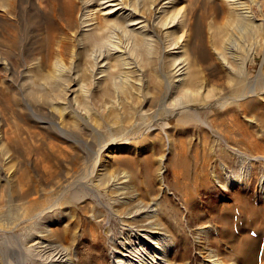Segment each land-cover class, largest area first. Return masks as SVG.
Wrapping results in <instances>:
<instances>
[{
	"label": "bare ground",
	"instance_id": "obj_1",
	"mask_svg": "<svg viewBox=\"0 0 264 264\" xmlns=\"http://www.w3.org/2000/svg\"><path fill=\"white\" fill-rule=\"evenodd\" d=\"M130 1L0 0V84L16 98L17 107L14 110L8 101L3 102V97L0 98V217L5 225L20 217L31 226V230L27 231L20 243L15 241V244L4 247L6 254H3L2 264H84V258L76 249L79 245H75L84 238L85 232L95 240L100 236L97 227L102 225L110 264H174L172 251L177 244L174 240L176 224H169L168 221L166 224L160 201L151 197L149 188L142 187L136 180L137 174L128 169L130 161L124 158L115 160L112 159L113 155L110 156L114 148L128 144L126 139L108 140L106 143H100L97 149L89 146L88 141L84 139L85 134L93 137L101 136L103 132L96 126L95 121L93 122L92 114L93 117H100L108 103L102 101L99 105L94 104L91 92L104 81L107 85L111 84L116 96L123 92L124 86H129L132 77H129L130 73L136 72L138 78L135 76L136 79L131 80V85H134L136 93L142 99L140 117L153 112L156 107L163 108L171 116H178V122H192L214 132L225 143L219 156L214 158L231 164L228 172L225 170L227 174L225 173L224 184L221 185L224 188L248 183L247 176L251 175L250 167L253 162L264 160L263 155L253 153L261 146L260 140L256 137L248 140L247 125L250 127L254 122L264 125L263 64L253 77L248 74L244 60H236L235 68L225 65L229 75L227 85H207L208 77L203 76L201 79L199 73L202 71L199 72L200 68L196 67L199 63L197 58L202 62L206 58L212 59V54L216 51L206 36L211 29L216 31L217 38L221 40L217 39L216 42L221 43L225 40L224 37L234 33L233 31L241 35L242 31L251 33L246 29H250L255 20H259L256 26L261 25L264 29V0H208L211 20L207 21V24H204L206 19L201 20V32L197 41L203 50L200 49L198 56L194 55L192 44L196 24L188 7L184 4L179 6L183 0H147L148 6H143L142 10L141 6H138L140 0ZM253 6H257L262 12L261 19H256L252 12ZM51 10L53 13H48ZM22 11L28 14V19L34 17L35 25L40 26L39 30L43 31L41 42L37 45L38 54L36 53L37 56L32 62L36 71L34 74L27 70L24 48L17 53L19 62L15 63L11 57L13 48L11 45L4 46L8 42L14 43L12 38L16 33L12 34V28L15 27V22H18V15ZM46 13L50 15L49 21L41 16ZM56 13L59 14L58 19L54 17ZM51 19L56 28H52L54 23ZM155 22L164 30V39H160L156 33ZM16 24L18 26V23ZM223 33H226L224 37ZM115 35L117 41L113 39ZM227 38L230 39L229 36ZM136 41L141 42L142 48L145 49L155 41L162 53H168L167 57H162V54L157 56L155 71L158 78L154 85L159 82L158 92L151 90V85L148 88L142 76L144 74L140 72L141 68L134 64L132 52L135 50L129 51L128 45ZM226 43L229 45V40H226ZM84 44L86 47L88 45L87 49L90 50L86 52L89 54L90 64L86 67L88 70H84L88 71V80L85 82L79 77V70H76V49L84 48ZM137 57L139 59L141 56ZM228 58L226 60H229ZM141 60L146 59L144 57ZM208 61L206 62L209 63ZM151 63L153 65V62ZM156 64L154 62V65ZM41 68L42 71L48 70L45 74H38ZM115 100L111 103L114 104ZM118 100L116 101H121ZM5 103L6 107L11 109L12 121L15 124V130L12 132L4 127L2 121ZM216 109L220 111L216 112ZM19 121L29 125L35 123L51 130L56 140H60L59 143L72 144L70 151L73 155L58 144V158L61 156L62 159H58L56 171L50 169L48 161L31 158V154L36 153L38 147L28 144L32 141L27 137H21ZM26 126L24 128L28 127ZM107 149L112 151L109 150L103 155L102 152ZM182 152L184 153L183 149ZM39 154L42 155L41 152ZM60 161H63V166ZM220 168L226 169L224 164H221ZM212 176L215 183L223 181L215 174ZM261 177L258 181L259 187L264 190V175ZM62 184L65 185L62 196H57L47 204L45 199L54 195L55 190ZM223 220L220 219L218 225L215 224L217 232H214L208 241L217 247L218 243L224 241L228 254L222 260L213 259L211 256L207 259L208 263L227 264V259L231 258L235 264H264L263 251L258 263L253 257H248V238L236 235L238 241L235 242L230 238L231 234H226L225 229L228 227ZM63 240L71 245H64ZM11 254H17L16 262L8 261Z\"/></svg>",
	"mask_w": 264,
	"mask_h": 264
},
{
	"label": "rangeland",
	"instance_id": "obj_2",
	"mask_svg": "<svg viewBox=\"0 0 264 264\" xmlns=\"http://www.w3.org/2000/svg\"><path fill=\"white\" fill-rule=\"evenodd\" d=\"M133 1L134 0H131L130 2ZM207 1L208 0H183L182 3L179 4V6H183L184 4L186 7H188V10L191 11L190 13L194 14H192V16L194 17L193 21L194 24H196V28H194L192 44L194 46V55L197 54V56L200 49H202L199 41H197L199 40L198 36H200L201 32V20L206 19L204 21V24H207L211 20ZM161 3H163V1H161ZM201 4H203L205 8L202 7ZM138 6H141L140 10H142L144 9V7L148 6V1L145 0V2H143L140 0ZM51 12L52 10L48 13ZM252 12L256 16V19H261L263 17L262 12L257 8V6H253ZM42 15L45 17H43L45 20L47 19L46 21H49V14L46 13L41 14V16ZM58 16L59 14L57 15V13L56 15H54L56 19H58ZM31 18H33L32 21ZM34 19V17H29L28 19V14L26 12H20L17 18L18 22H15V27L12 28V34L16 33L12 38V40L14 39L15 41L13 40L14 43L8 42L6 45H4H11V47L13 48V54L11 53V57L15 63L19 62L18 57H16L17 53L21 52V50H23L24 48L25 57H27L25 58L27 59V70H30L29 72H33V74L36 73V71L32 66V62L33 58L38 54V46L42 38L41 33H43L42 30H39L41 29L40 26L35 25ZM50 21L53 22L52 19ZM16 23H18V26H16ZM53 23H51L53 24L52 28H56L55 22ZM254 23L255 24H252L253 26H251V28L253 27L252 29H256H246L247 31L251 32H248L250 35L247 36L248 33L246 32H244L246 33L244 35L243 31V36L241 35V33L236 31H233L235 33H232L233 35L230 32H228L230 33L229 35L223 33L222 36L224 37L226 35V38L224 37L225 42L223 41L222 43L220 42L221 40L217 38L216 31L211 29L207 33L206 36L208 37V40H210V45L216 49V53L214 52L212 54V59L206 58V60L203 62L200 58H197V63H199L196 64V67L198 66L197 68L201 69H198L199 72L202 71L201 73H199L200 78L203 79L204 77H208L207 80L209 79V83L206 82L207 85H210L212 83L227 85L229 75L227 69L225 68V65L235 68L236 62L239 61V59L245 61L247 72L252 77L253 75H257L258 70L260 69V66L262 64V67L264 69V29L260 27L261 25L256 26V24L259 23V20H255ZM154 27L156 29V33L159 34L160 39H164V30L156 25V22L154 23ZM236 34H238L239 36ZM227 36H229L230 39H228ZM231 36L234 40L231 38ZM245 36L247 38H245ZM113 39L116 41L118 40L116 38V35L115 37H113ZM217 39L220 41L216 42ZM240 39L243 42H241ZM226 40H229V45L226 43ZM238 41L241 44H239ZM215 43H218L219 45ZM131 45L133 48L131 47ZM128 46H130L129 51L132 52V50H135L133 51L134 54L132 52V58L135 59L134 64L141 68L140 72L144 74L142 76L144 80H146V82H144L146 83L148 88L149 85H151V90H155L156 92H158V90L160 89V86L158 87L159 82L158 85H154V83H156V78H158L157 72L155 71V67H157L156 62L158 61L157 59L160 54H162V57H167L168 53H162L160 51L159 44L155 41L149 48L146 49L142 48V43H138L137 41L130 43ZM87 47L84 44V48L78 47L76 49L78 53L76 70H79V77H82L84 79V82L88 80V75H86V72L88 74L87 68L89 66L88 64H90V59L88 57L89 54H87L88 51L90 52V50H88L89 47L88 49ZM138 48H142L143 52L141 49L138 50ZM147 50H150V52H148ZM196 50H198V52ZM79 51L82 52L80 53ZM140 51L142 52V54ZM225 52H227L228 54H225ZM233 53L234 55L232 56ZM250 54L251 56L249 57ZM138 55L141 56L139 59H137ZM148 56L151 59L148 58ZM154 56L156 57L154 58ZM213 56H215L216 58ZM144 57L146 60H141V58L144 59ZM230 57L232 58V60ZM227 58L229 60H226ZM211 60H213V62ZM206 61H208L209 63H207ZM151 62H153V65ZM154 62L156 65H154ZM86 64L87 66H85ZM85 69H87L86 72L84 71ZM47 70L48 69L42 71L41 68L39 71H37L38 74H45ZM80 72H82L83 75ZM130 76L132 77L130 78L129 86H124L122 90L123 92L121 91L125 95H123L122 93H118L115 96L111 84L109 85L108 83L107 85L105 81L102 82L99 86L103 91L99 87H96V89L92 90L91 94L94 98L91 97V100L93 101V103L99 105L103 101L106 102V104L108 103V107L104 110V112L100 114V117L98 118L93 117L94 115L92 114L93 122L95 121L96 126L100 128L101 132L103 130V132L101 133V136L97 135L93 137L86 136L88 134H85L84 139L88 141V145L92 146L94 149H97L100 143H106L108 140L126 139V142L128 144H122L120 147L114 148V152L109 154L110 156L113 155L112 159L116 160V158H124L130 161L131 165L128 167V169L130 171H134L137 174L136 180L141 183L140 185L142 187L146 186L149 188V195H151V197H155L158 201H160L159 203L161 211L163 212L162 215L166 217V219L164 218L166 220V224L167 221L169 222V224H176V227L174 229V240L177 244L174 245V249L172 251V256L175 260L174 264H211L207 261V259L211 256H213V259L218 258L222 260V258H224L228 254V252H226V243L224 241L220 242L218 243L217 247L212 243L209 244L208 241L210 240L211 235L214 234V232H217V228L215 227L218 225V221L220 219L225 220L228 227L225 229L226 234L228 236H230L229 234H231L230 238L234 239L235 242L238 241L236 235H243L248 238V243L246 244V255L248 257H253V260H256V262L258 263L259 256H262V251L264 254V190L259 187L258 182L262 178L261 176L264 175V160L260 159L253 162L252 166L250 167V171H252L251 175L247 176L249 178L248 183L246 182L236 185H230L229 187L227 186L225 188L222 187L224 184V175L225 173L227 174L231 164L226 163L222 159L214 158V156H219L221 148L225 147L224 141H221L214 132L205 129V127L203 128V126L201 127V125H197L192 122L187 124L178 122V116H171L163 108L157 109L156 107L153 109V112L140 117L139 114L142 109V99L136 93L137 90L134 89V85H131V82L138 77L136 72H131L129 77ZM204 82L205 81H203L202 85H204ZM1 85L2 84H0V86ZM104 88L106 91L104 90ZM105 92L108 93L106 94ZM1 97H3L4 99L3 102L8 101V104L14 110L17 108L15 102L16 98H13L10 92L4 90V85L0 87V98ZM115 98L116 100L120 98L119 100L121 101L118 100L119 102H117ZM112 100H115L114 104L111 103ZM6 106L7 104L5 103V107L3 105L5 110L2 121L4 123V127L6 129H9V132H12L15 130V124L12 121L11 109ZM219 111L220 109H216V112ZM19 122L18 126L20 128H18L21 137H27L28 140L32 141H27L28 144L32 145L33 147H38V150L36 152L37 154L35 152L32 153L33 155L31 154V158H41L42 160H44V162L48 161L51 165L50 169L56 171L58 170L57 166L59 165L58 159H62L61 156L58 158V144L62 147H65L64 149L67 150L68 153L73 155V152L70 151V145L72 146V144L59 143L60 140H56V136L51 130L49 131L44 127L36 125L35 123H30L29 125L25 124L23 121ZM100 122L102 123V125ZM26 125L29 126L27 127ZM247 125L249 131L248 140L252 139L253 137H256L260 140L261 146L257 147V150H255L253 153L264 156V125L255 122L250 127L249 124ZM25 126L27 128H24ZM28 134L32 139L30 137V139L28 138ZM237 137L240 138L239 135ZM103 139L105 141L102 142ZM39 145L41 146V148ZM110 149L104 150L102 154H107ZM182 149L184 150V153L182 152ZM40 152L42 153V155L44 154L43 157L39 154ZM84 152H86V148H84ZM160 158L163 159L161 160ZM62 164L63 161H60V165ZM221 164H224L226 169L223 168L222 170V168H220ZM114 165L115 164H113L112 167H114ZM213 174L218 176V178L220 180L222 179L223 181L221 183H215L214 181H212ZM64 190L65 185H60L55 190L54 195L49 196L45 199L46 203L48 204L49 202L55 200L57 196H62ZM102 210L104 211V209ZM2 219L3 218L0 217V264L3 263V254H6L4 247L12 245L13 243L15 244V241L20 243L31 227L27 225V221H23L22 219H20V217H18L15 222L7 225L4 224V221ZM103 227V225L97 227L100 236L95 240L94 238H92V236L85 232L84 238L80 239V242L78 241V243H76L77 245L75 246L78 247L79 245V249L76 247L75 248L78 250V254H80V256L84 258V264H110L107 253L108 244L102 232ZM62 243L64 245L67 244L68 246L71 245L68 244V242L65 240H63ZM13 255H10V259H8V261L10 260V262H16L18 260V257L16 256L17 254H15L14 256ZM28 264L32 263L28 262ZM37 264L40 263L38 262ZM227 264H235L234 259H227Z\"/></svg>",
	"mask_w": 264,
	"mask_h": 264
}]
</instances>
